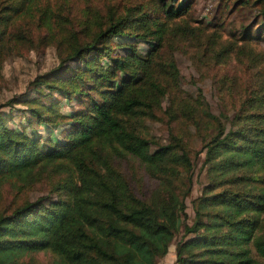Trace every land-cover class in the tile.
Wrapping results in <instances>:
<instances>
[{"label": "trees", "instance_id": "1", "mask_svg": "<svg viewBox=\"0 0 264 264\" xmlns=\"http://www.w3.org/2000/svg\"><path fill=\"white\" fill-rule=\"evenodd\" d=\"M15 1L8 7L22 13ZM191 2L159 0L169 18L186 14ZM236 4L255 6L264 18V0ZM98 26L84 41L68 39L57 65L30 82L32 97L0 104V200L7 184L23 190L44 174L65 176L45 195L1 207L0 264H36L41 252L54 255L52 264H160L177 234V264H264V181L255 176L264 172V113L237 114L206 141L209 183L192 200L189 223L193 165L184 140L170 130L169 142L158 144L137 128L161 109L167 85L158 74L179 76L175 61L160 54L169 28L133 9ZM255 26L254 35L243 27L244 40L264 36V19ZM141 42L149 44L144 53ZM1 68L0 55V76ZM55 96L76 106L64 113ZM19 103L28 106L13 109ZM13 110L25 124L10 125ZM124 158L136 159L150 181L140 192L138 179L116 167Z\"/></svg>", "mask_w": 264, "mask_h": 264}, {"label": "rangeland", "instance_id": "2", "mask_svg": "<svg viewBox=\"0 0 264 264\" xmlns=\"http://www.w3.org/2000/svg\"><path fill=\"white\" fill-rule=\"evenodd\" d=\"M19 1L17 4L23 3L22 13H15L8 7L15 0H0V104L24 92L32 97L34 93L28 89L30 82L37 74L57 65L59 57L70 48L68 39L71 36L81 41L88 39L99 28L98 24L106 26L112 14L117 18L133 9L152 13L165 21L169 30L160 54L164 59L175 61L179 76L173 80L167 70L158 74L161 82L167 85L161 109L154 119L140 121L137 128L158 144L169 142L170 130L184 140L193 165L192 190L186 199L187 220L191 223V202L209 183L207 166H202L204 144L215 135L220 124L230 128L237 114L264 113V107L259 104L260 96L264 95V36L244 40L241 33L243 27L249 25L253 26L251 35L256 33L255 24L264 19L259 9L255 6L239 8V4L233 5L235 0H191L186 14L169 18L161 11L159 0ZM137 47L144 53L149 44L141 42ZM55 97L64 113L76 106L74 101L67 103ZM27 106L19 103L13 109ZM13 113L11 126L25 124L22 112L13 110ZM172 113L175 118H171ZM211 115L219 117V121ZM33 126L44 131L37 124ZM42 135L45 134L42 132ZM115 164L129 180L138 179L133 184L140 192L147 178L141 164L133 158L116 160ZM255 176L264 181L263 171ZM64 178V175L44 174L41 181L23 190L7 184L1 191L0 209L45 195ZM149 184L147 181L146 186ZM178 240L179 234L169 253H174ZM34 258L36 264H52L54 255L41 252Z\"/></svg>", "mask_w": 264, "mask_h": 264}, {"label": "crops", "instance_id": "3", "mask_svg": "<svg viewBox=\"0 0 264 264\" xmlns=\"http://www.w3.org/2000/svg\"><path fill=\"white\" fill-rule=\"evenodd\" d=\"M175 261V254L168 253L164 258L161 259L160 264H172Z\"/></svg>", "mask_w": 264, "mask_h": 264}, {"label": "built area", "instance_id": "4", "mask_svg": "<svg viewBox=\"0 0 264 264\" xmlns=\"http://www.w3.org/2000/svg\"><path fill=\"white\" fill-rule=\"evenodd\" d=\"M172 264H177L176 262H173Z\"/></svg>", "mask_w": 264, "mask_h": 264}]
</instances>
